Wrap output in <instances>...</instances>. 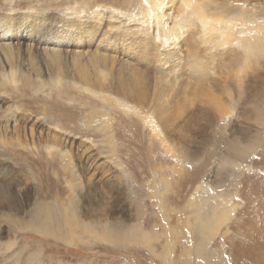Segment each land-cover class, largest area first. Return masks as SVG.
Segmentation results:
<instances>
[{
  "label": "rangeland",
  "instance_id": "obj_1",
  "mask_svg": "<svg viewBox=\"0 0 264 264\" xmlns=\"http://www.w3.org/2000/svg\"><path fill=\"white\" fill-rule=\"evenodd\" d=\"M102 1L12 0L27 34L49 38L50 56L75 71L17 66L15 82L0 86L9 101L0 169L10 173L0 177V207L13 209L0 213V264H264V0H196L206 21L165 31L168 17H151L141 0ZM92 10L102 18L94 27ZM26 118L34 129L22 135ZM209 196L233 207L216 234L196 229L195 200ZM42 204L56 218L30 228ZM88 207L92 223H72L70 243L41 232L54 230L60 210L83 219ZM112 227L124 240L104 237Z\"/></svg>",
  "mask_w": 264,
  "mask_h": 264
},
{
  "label": "bare ground",
  "instance_id": "obj_2",
  "mask_svg": "<svg viewBox=\"0 0 264 264\" xmlns=\"http://www.w3.org/2000/svg\"><path fill=\"white\" fill-rule=\"evenodd\" d=\"M65 2H67L68 0H64ZM92 4H96L98 1H101V3L103 2L102 0H89ZM5 2V5L7 4L8 5V12L7 13H4L0 10V86H6L7 84L11 83V82H15V76L17 77V75L14 76L15 74V69L16 67L20 66V67H23L25 68L26 70L27 69H30V70H33L36 71V68L37 66L39 68H41V70H43L44 73H51L52 71H58L61 69H63V71L65 72L66 76H67V73H68V76H70L71 74H73V72L75 71V69H73V65H70L68 64L67 62L65 63H61L62 65H60L59 61H58V58L57 57H51L50 56V52H55L57 51V49H53V48H47L45 47V45L50 41L49 38H47L45 35H42L40 37H37L36 39H32L28 34H27V26L30 27V24L26 23V21L24 20H21V19H18V17H16L14 14H12V0H3V3ZM144 6H145V9L148 10L149 13L152 14L151 17L153 18H159L160 15L162 16H167L168 18H166V21L165 22H161V27H162V31H165V30H171V29H175L176 26L178 24H180L179 22H182L183 19H186V18H189V17H192V16H199L201 19H203V21H206L204 19V14H203V11L201 9V6H199V2H197L196 0H141L140 1ZM184 2L185 5H181L180 3ZM175 3H178L180 5V9L179 10H173V7H174V4ZM2 5V4H1ZM176 5V4H175ZM4 6V5H3ZM84 6V5H82ZM97 6V5H96ZM104 6V5H103ZM2 7V6H1ZM106 7V6H105ZM6 8V7H5ZM94 8V6H93ZM177 8V6H176ZM37 9V8H36ZM82 9V8H81ZM89 9H91V7H89ZM35 10V9H34ZM83 10V9H82ZM95 10V9H94ZM94 10L90 11V16L88 15L87 16V20L92 24V26L94 27V25H99L100 22L102 21V18L100 19L99 16L96 15V11L94 12ZM102 10V9H101ZM86 11V10H84ZM108 11V10H107ZM110 11V10H109ZM28 13V12H27ZM89 13V11H87V14ZM102 13V12H101ZM113 13V12H112ZM111 13V14H112ZM18 14V12L16 13ZM96 16H95V15ZM101 16V14H99ZM103 15V14H102ZM115 15V14H113ZM23 16V15H22ZM146 16V15H145ZM28 17V16H27ZM32 17V16H31ZM41 17V16H40ZM44 17V16H43ZM86 17V16H84ZM110 17V15H109ZM143 17V16H142ZM23 18V17H22ZM25 18V17H24ZM33 18V17H32ZM45 18V17H44ZM104 18V17H103ZM147 18V17H146ZM157 18V19H158ZM165 18V17H164ZM199 18V19H200ZM29 20V18H27ZM40 19V18H39ZM63 18H61L62 20ZM81 19V18H80ZM200 19V20H201ZM210 19V18H209ZM220 19V18H219ZM34 20V19H33ZM37 20V19H36ZM165 20V19H164ZM162 20V21H164ZM214 20V19H213ZM31 21V20H30ZM58 21V20H57ZM81 21V20H80ZM156 22H158L157 20H154ZM209 21V20H208ZM211 21V20H210ZM218 21V20H217ZM65 22V21H64ZM79 22V21H77ZM83 22V21H82ZM185 22V21H184ZM87 24V25H90ZM98 23V24H97ZM109 23V22H108ZM155 23V22H154ZM204 23V22H202ZM208 23V22H207ZM205 24V23H204ZM44 25V24H43ZM59 25V24H58ZM111 25V24H110ZM210 25V24H209ZM115 26V25H114ZM113 27V26H112ZM178 27V26H177ZM213 27V26H212ZM103 28V27H102ZM108 28H111V27H108ZM105 29V28H104ZM114 29V28H113ZM137 29V28H136ZM185 29V28H184ZM212 29V28H211ZM172 30V31H173ZM63 33L64 35H70L71 36V33H68L69 29L66 27V28H63ZM179 31V30H178ZM60 32V30H59ZM79 32H80V38H83V37H87L89 34V30L85 29V28H80L79 29ZM100 32V31H99ZM97 30L93 32V34L97 35L99 33ZM102 32V30H101ZM100 32V34H101ZM61 33V32H60ZM109 32H107L108 34ZM167 33V32H166ZM172 33V32H171ZM170 33V34H171ZM198 33V32H197ZM59 34V33H58ZM57 34V35H58ZM93 34H91V38H93ZM110 34V33H109ZM104 35V34H103ZM117 35V34H116ZM120 35V34H119ZM124 35V34H123ZM165 35V34H164ZM253 35V34H252ZM38 36V35H37ZM59 36V35H58ZM107 36V35H105ZM49 37V36H48ZM51 37V36H50ZM89 38V37H88ZM96 38V37H95ZM124 38V37H123ZM106 39V38H105ZM37 40L36 42V52H35V55H30L28 53V49L31 50V42ZM92 40V39H91ZM99 40V39H98ZM98 40H94L95 43L98 42ZM123 40V39H122ZM125 40V43L127 41V37L124 38ZM57 41V40H54V42ZM93 41V40H92ZM111 41V40H110ZM108 42V41H107ZM110 43V42H109ZM117 43V42H116ZM184 43V42H183ZM254 43V42H253ZM64 44V43H63ZM81 44V43H80ZM122 44V43H121ZM88 45V44H87ZM30 46V47H29ZM64 46V45H63ZM95 46V45H94ZM176 46V45H175ZM54 47V46H53ZM59 47V46H58ZM91 47V46H90ZM105 47V46H104ZM114 47V46H113ZM118 47V46H117ZM122 47V46H121ZM193 47V46H192ZM196 47V45H194V48ZM57 48V47H56ZM60 48V47H59ZM58 48V49H59ZM100 48V47H99ZM75 49V48H73ZM90 49V48H89ZM89 49H87L89 52ZM95 49V47H94ZM93 49V50H94ZM165 49V48H164ZM33 50V49H32ZM61 50V48H60ZM190 50V49H189ZM198 50V49H197ZM34 51V50H33ZM66 51V50H65ZM73 51V50H72ZM96 50H94L95 52ZM196 51V50H195ZM233 51V50H232ZM59 52V50H58ZM75 52V51H73ZM77 52V50H76ZM76 52L74 54H76ZM84 54L86 51H83ZM83 52L81 51V53L83 54ZM91 52V51H90ZM89 52V54H91ZM116 52V51H115ZM190 52V51H189ZM57 53V52H56ZM67 53V51L65 52ZM71 53V52H70ZM78 53V52H77ZM93 53V52H92ZM99 53V52H98ZM188 53V52H187ZM233 53V52H232ZM264 53V52H263ZM33 54V53H32ZM51 54H54V53H51ZM59 54V53H58ZM57 54V55H58ZM88 54V56H89ZM205 54V53H204ZM203 54V55H204ZM60 55V54H59ZM73 55V53H72ZM97 55V54H96ZM95 54H92L91 56H96ZM99 55V54H98ZM70 56V55H69ZM68 56V57H69ZM101 56V55H100ZM122 56V55H121ZM80 57H83L82 55ZM87 58V55L85 56ZM91 57V58H93ZM115 57V56H114ZM114 57H112L111 55V60H113V63H114ZM199 58L202 56H194L193 55V58ZM75 58H77V56L75 55ZM85 58V59H86ZM95 58V57H94ZM97 58V57H96ZM99 58V56H98ZM102 60V56L100 57ZM99 58V59H100ZM113 58V59H112ZM117 58V56H116ZM126 58V57H125ZM100 59V60H101ZM62 60V59H61ZM66 60V59H65ZM78 60V59H76ZM82 60L79 59L78 61ZM84 60V59H83ZM82 60V61H83ZM98 60V61H100ZM200 60V58L198 59ZM77 61V62H78ZM87 60H85L86 62ZM96 62L95 59H93V62ZM98 61L96 63H98ZM115 61H118V59H115ZM121 61V60H120ZM62 62V61H61ZM76 62V63H77ZM103 62H106L103 60ZM125 62V61H124ZM123 62V63H124ZM84 63V61L82 62ZM65 64V65H64ZM72 64H75L72 63ZM85 64V63H84ZM89 64V62H88ZM100 64V62H99ZM118 64V62H117ZM64 65V66H63ZM81 64L77 63V66ZM91 65V64H90ZM93 65V63H92ZM98 66L97 64H94V66ZM103 65L102 68H104V65H108L107 63H102L101 66ZM115 65V63H114ZM197 65L196 63H192V65L190 66L191 68H197ZM76 66V65H75ZM87 66V65H86ZM92 66V69L93 67ZM95 66V67H96ZM100 66V65H99ZM109 66V65H108ZM118 66V65H117ZM120 66V65H119ZM83 67V66H82ZM94 67V69H96ZM111 67V66H110ZM113 67V66H112ZM84 68V67H83ZM87 67H85L84 69H82L81 67H79V71H78V74L79 76L81 77V79H85L87 80L88 78V75L91 74L92 72H88V75H87V72H86V69ZM109 68V67H108ZM122 68V67H121ZM125 68V67H123ZM107 69V67L105 68ZM111 69V68H110ZM113 69V68H112ZM97 70V69H96ZM124 70V69H123ZM170 70V68H169ZM196 70V69H195ZM94 72V70H92ZM115 71V70H114ZM114 71H112L114 73ZM67 72V73H66ZM101 72V71H100ZM17 73V72H16ZM30 73V72H29ZM44 73L42 74L44 76ZM99 73V72H98ZM103 73V72H102ZM111 73V72H110ZM117 73V72H116ZM115 73V74H116ZM23 74V73H22ZM32 74V73H31ZM34 74H36L34 72ZM39 74V73H38ZM40 74V75H41ZM47 74V75H49ZM61 74V73H60ZM70 74V75H69ZM94 74V73H93ZM92 74V76H94ZM112 74V73H111ZM120 75V73H118ZM41 75V76H42ZM64 75V73L62 74ZM60 75V76H62ZM97 74H95L96 76ZM103 75V74H102ZM101 75V77H102ZM110 75V74H109ZM117 75V74H116ZM34 76V75H33ZM36 76V75H35ZM51 76V74H50ZM58 76V75H56ZM91 76V75H90ZM89 76V77H90ZM91 78H94L92 77ZM118 76V75H117ZM116 76V77H117ZM40 77V76H39ZM72 77V76H71ZM78 77V75L76 76ZM107 77V76H106ZM109 77V76H108ZM107 77V78H108ZM114 77V76H113ZM112 77V78H113ZM43 78V77H42ZM72 78H75V77H72ZM97 78V77H96ZM103 78V77H102ZM90 79V78H89ZM87 80V81H90V80ZM100 78H98L99 80ZM40 80V79H39ZM42 80V79H41ZM44 80V79H43ZM72 80V79H70ZM76 80V79H75ZM107 80V79H106ZM109 80H110V77H109ZM108 80V81H109ZM117 80V79H116ZM115 80V81H116ZM123 80V79H122ZM25 81V80H24ZM92 81H96V80H92ZM102 81V80H101ZM121 81V80H120ZM81 82V81H79ZM86 82V81H85ZM114 82V81H113ZM118 82V81H117ZM106 83V82H105ZM116 83V82H115ZM123 83V82H122ZM80 84V83H79ZM108 84V83H107ZM109 85V84H108ZM124 85V83H123ZM121 86V84H120ZM99 87H101L99 85ZM102 88V87H101ZM105 90H107V87L104 88ZM4 90H0V108L2 107V109L4 108H7V103L9 101L6 100L5 98V95H4ZM10 106V105H9ZM1 110V109H0ZM2 111V110H1ZM29 118V117H28ZM7 122V121H6ZM13 123V122H12ZM33 121H31L30 119H24L22 121V124H21V132L22 135L25 134L28 130V133L32 134L33 132V129L32 128V125H33ZM6 124V123H5ZM8 124V123H7ZM19 124V125H20ZM10 126V124H9ZM5 127L7 128L8 126H2V124L0 123V140L2 139L1 137H4V136H1V133H3V131H5ZM11 130L13 131L14 128L17 129L16 126L12 125L11 124ZM34 127V125H33ZM36 128V127H35ZM9 128H7L8 130ZM39 129V128H38ZM6 130V131H7ZM39 131H42V130H39ZM10 132V131H9ZM18 133V130L16 131ZM7 134V133H6ZM39 134V133H38ZM18 135V134H17ZM35 135V134H34ZM16 136V135H15ZM18 137V136H17ZM15 137V138H17ZM2 140H5V139H2ZM16 141V140H15ZM6 142V141H5ZM4 143V142H3ZM17 143V142H16ZM87 161V160H86ZM85 161V162H86ZM88 162V161H87ZM86 162V169L88 170L90 164L88 165ZM2 168V167H1ZM6 168L4 169H0V177H1V180L2 181H5L6 179L9 178V174L10 173H6ZM17 179V178H16ZM10 180V179H9ZM20 180V179H19ZM12 182V179L10 180ZM14 181V180H13ZM21 181V180H20ZM4 183V182H3ZM25 183L22 184V186L24 185ZM2 185V183H1ZM18 185V184H17ZM20 186V185H19ZM15 187H16V184H15ZM15 189V188H14ZM20 189V187L18 188ZM17 190V188H16ZM2 188H0V193L1 195L3 194L2 193ZM5 192V191H4ZM17 193H20L18 190L16 191ZM201 192V191H200ZM7 193V192H6ZM206 192H204V196H206L205 194ZM208 194V193H207ZM209 195V194H208ZM19 197V196H18ZM20 199V197H19ZM207 201H208V204H207ZM1 204V202H0ZM207 204V207H206V210H205V213H201L202 212V207ZM23 206V205H22ZM43 207V209H39V210H35L33 211V216L29 219V227L32 228V227H38V226H42L45 224V221H48V220H51L53 222V220L56 218L53 214H50V212H48V207L45 205V204H42L41 205ZM195 206H196V209H195V213L198 214V223H197V226H196V229L198 230L199 228H204L209 232V234L213 233V234H216L217 231H218V228L223 225L228 219L229 217L231 216V213L233 211V207L231 205H229L228 201H225L224 199H222L221 197H215V196H209V197H205V200L199 198L197 200H195ZM20 208V207H19ZM2 208L0 207V213H6L8 215L12 214V207L9 206V208H6V209H3L1 210ZM86 209V208H85ZM21 212L24 214V215H28L29 212H30V206L28 204H24V207L20 209ZM19 211V210H18ZM45 212H47V215L45 214ZM81 213V212H80ZM93 213L89 207H88V210L85 211L84 213V218L81 219L80 216L81 215H78L74 212V210H70V209H62L59 211V216H58V220L56 222V225L54 227V230H51V229H46V230H41V232L43 234H46L47 236H53L55 237L56 239L64 242L65 244L67 243H70V240L71 236H77L74 234V231L76 228L72 229V223H75L76 226H78L79 222L78 220L81 222V224L85 221V222H89V223H92V214ZM15 215V213H13ZM97 220V219H96ZM138 226V225H137ZM117 228V227H116ZM120 228V227H119ZM131 228V227H130ZM66 230H69V235H66ZM113 227L112 228H108V231L107 233L104 235V237H106L107 240H112V241H119V240H124V238L121 237V234L123 235L124 233H121V232H117V231H113ZM84 231H89L88 229L84 228ZM131 231V230H130ZM137 231V230H136ZM204 231V230H203ZM202 231V232H203ZM135 232V231H134ZM208 234V235H209ZM129 235V234H128ZM128 235H125L127 238H128ZM52 237V238H53ZM54 238V239H55ZM78 239V238H77ZM80 239V238H79ZM105 239V238H104ZM76 240V239H75ZM121 242V241H119ZM201 244V243H200Z\"/></svg>",
  "mask_w": 264,
  "mask_h": 264
}]
</instances>
